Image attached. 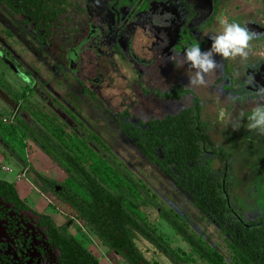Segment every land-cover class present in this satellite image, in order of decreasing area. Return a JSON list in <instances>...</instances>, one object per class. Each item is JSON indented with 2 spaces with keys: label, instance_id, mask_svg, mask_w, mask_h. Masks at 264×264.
Segmentation results:
<instances>
[{
  "label": "rangeland",
  "instance_id": "1",
  "mask_svg": "<svg viewBox=\"0 0 264 264\" xmlns=\"http://www.w3.org/2000/svg\"><path fill=\"white\" fill-rule=\"evenodd\" d=\"M91 1L97 5L92 22L106 25L110 57L97 58L91 53H83L77 74L67 66L65 54L87 34L89 19L85 12L72 7L62 15L52 29L51 44L44 50L32 30L0 3V43L2 49L5 48L4 56L0 54V80L17 99L14 102L6 93H0V139L8 146L5 150L0 145V177L14 179V175L2 169L3 166L12 168L20 179L14 181L18 194L33 210L49 213L59 222L69 220V211L52 193L43 192L36 178V173H41L59 184L77 189L46 142L42 132L47 133V130L33 116L36 111L67 133L100 137L109 147L108 153L133 178L142 181L149 194L154 196L158 205L140 207L143 218L185 264L207 263L161 218V207L178 214L190 232L230 262L231 251L223 233L164 171L144 155L121 128L114 113L130 109L142 119L161 118L189 106L191 96L176 101L159 97V94L176 83L193 90L201 101L207 133L232 154L235 204L241 207L243 217L263 216L264 135L250 131L240 114L247 113L254 104H264V93L257 95L258 88L264 87V0H195L193 7L189 0H138L118 14L108 8V0ZM77 4L81 5L80 1ZM207 7L209 14L204 17L199 8ZM161 8L164 13L158 16ZM156 16L165 26L134 27L133 38H148L147 42L133 40V51L141 54V62L145 65L140 66L130 56L127 25L132 22L153 24ZM186 16L188 21L184 23L181 18ZM221 16L245 25L254 36L245 57L223 58L213 53L217 67L202 73L201 83L196 80L198 69L190 67L183 53L193 43L199 45L202 53L210 50L209 33L220 31L217 18ZM171 21L178 25L171 26ZM206 21L208 23L203 25ZM150 42L153 46L149 53ZM6 98L10 103L4 100ZM201 162L211 173H217L218 163L214 157L206 153ZM70 230L100 263L128 264L107 252L87 227L72 225ZM135 245L150 264H171L140 236Z\"/></svg>",
  "mask_w": 264,
  "mask_h": 264
},
{
  "label": "trees",
  "instance_id": "2",
  "mask_svg": "<svg viewBox=\"0 0 264 264\" xmlns=\"http://www.w3.org/2000/svg\"><path fill=\"white\" fill-rule=\"evenodd\" d=\"M21 22L29 25L40 41H48L54 22L73 5L74 0H0ZM191 96V104L161 118L142 119L128 110L115 116L128 137L144 155L164 171L223 233L231 251L230 262L201 237L195 236L179 220L178 214L161 207L160 216L207 264H264V215L243 217L232 196V154L212 140L207 133L202 105L191 89L175 85L166 98L180 100ZM9 98H16L8 93ZM42 123L46 142L59 157V165L74 180L77 189L59 184L36 173L43 192L52 193L70 213L68 221L90 229L107 252L116 253L128 264L147 262L135 245L137 236L154 246L171 264H185L184 259L144 220L140 207L158 205L145 184L121 166L109 147L95 134L77 136L67 133L46 116L33 111ZM23 124V122H21ZM108 153V154H107ZM217 160V173L201 162L204 154ZM15 155V154H13ZM59 187V189H57ZM0 195L18 206L29 207L20 198L15 184L0 179ZM30 208V207H29ZM54 225L51 215L43 213ZM67 221V222H68ZM76 264H101L80 240L65 236Z\"/></svg>",
  "mask_w": 264,
  "mask_h": 264
},
{
  "label": "flooded vegetation",
  "instance_id": "3",
  "mask_svg": "<svg viewBox=\"0 0 264 264\" xmlns=\"http://www.w3.org/2000/svg\"><path fill=\"white\" fill-rule=\"evenodd\" d=\"M77 1H80L81 5L77 4ZM189 2L192 7L196 5L195 0H189ZM136 3H138V0H108L107 6L111 10V12L118 14V11L124 10L130 5H134ZM72 7H75L85 12L89 19V23H88V31L86 36L76 46L68 49V51L66 52L65 61L67 66H68V62L66 59L67 53L73 49L78 48L79 45L87 38H91L90 35L93 28L94 29L98 28L100 32V37H99L100 51H102L103 54L99 55L96 50L85 49L80 53L81 61H82V54L85 52L91 53L95 55L97 58L110 57V53L107 50V43H106L107 30L104 27L106 25L105 24L97 25L92 22L97 13V5H95L91 0H74L73 5L70 6L69 9ZM69 9H67V11ZM162 9L163 8L160 9L161 11L159 12L158 16H161L162 13H164ZM208 9H209L208 7L203 9L199 8V11L201 15L203 14L205 15L204 17H206L207 13L209 14V12H207L209 11ZM66 12H64L62 15H64ZM158 16H156L155 22L153 24L148 22L147 23L132 22L129 25H127L128 34L126 40L129 45L130 56L133 57L134 60L140 66H145V65L141 62V58H142L141 54L135 53V51H133V40L135 39L136 41L139 40V41L147 42L148 38H143L141 36H137V37L134 36L133 38L134 27L150 25L153 26L154 28L155 27L159 28V26H165L163 25L161 19L159 20ZM181 19L183 20L184 23L188 21L187 16ZM57 21H59V19ZM57 21H55L54 24ZM206 23H208V21L204 22L203 25H205ZM177 25H178L177 22L171 21V26H177ZM182 25L183 23H181V26ZM26 26L28 27V29L32 30L29 25ZM167 26H170V24H168ZM53 28L54 25L52 29ZM52 29H51V36L53 34ZM8 32L10 31L8 30ZM8 32L7 34H10ZM50 37L48 38L47 42L38 40L40 41V43H42L44 50L51 44ZM150 43L151 44L149 45L150 47L148 50L149 53L151 52V46H153V43L152 42ZM113 47L117 52L121 53V50L117 45H114ZM4 49H2L0 43V54H3V56L5 53ZM136 50L138 51V49ZM80 64L77 65V71L80 69ZM113 65L115 68L116 67L115 64ZM77 71L73 73L77 74L78 73ZM178 84L179 83L173 84L170 89H168L162 94H159V97L166 98L164 94L166 92H170L172 88ZM98 85L99 84H96V86ZM0 91L6 93L8 96L9 92L6 90L5 86L2 83L0 84ZM166 99L176 100L171 98H166ZM4 100L10 103V101L7 98ZM122 111L124 110H121V112ZM128 111H130V109ZM0 145L3 146L5 150H7L8 148L7 144L3 142L1 139H0ZM29 207L18 206L15 203L6 200L3 196L0 195V264H76L73 253L72 251H70V248L65 239V236L67 234H71L74 236V234L70 230V227L73 225L72 221L59 222L56 221L51 214L47 213L51 215L53 221L55 222L54 225H52L43 215V213L46 212H38L33 210L31 207L30 208ZM113 254L116 255L115 252Z\"/></svg>",
  "mask_w": 264,
  "mask_h": 264
},
{
  "label": "clouds",
  "instance_id": "4",
  "mask_svg": "<svg viewBox=\"0 0 264 264\" xmlns=\"http://www.w3.org/2000/svg\"><path fill=\"white\" fill-rule=\"evenodd\" d=\"M217 23L220 26V31L209 33L210 50L202 53L199 45L193 43L183 53L185 61L190 62V67L198 69L195 74L196 80L201 83L203 82L202 73H208L217 67L216 61L212 58L213 53L219 54L223 58L245 57L247 55L246 50L249 48V41L254 36V33L250 32L245 25L242 26L234 21L230 22L222 16L217 18ZM259 93H264V87L258 88L257 95ZM240 115L246 119L250 131L264 135V104H254L247 113ZM236 126L233 125V127Z\"/></svg>",
  "mask_w": 264,
  "mask_h": 264
},
{
  "label": "water",
  "instance_id": "5",
  "mask_svg": "<svg viewBox=\"0 0 264 264\" xmlns=\"http://www.w3.org/2000/svg\"><path fill=\"white\" fill-rule=\"evenodd\" d=\"M91 38H87L85 41H83L78 48L71 50L70 52L67 53L66 59L68 62V66L71 69L72 72L77 71V65L80 64L81 59H80V53L85 50V49H92L96 50L99 55H102L103 52L100 51V32L98 28L92 29L91 32ZM59 189V187H57ZM137 264H144V263H137Z\"/></svg>",
  "mask_w": 264,
  "mask_h": 264
},
{
  "label": "crops",
  "instance_id": "6",
  "mask_svg": "<svg viewBox=\"0 0 264 264\" xmlns=\"http://www.w3.org/2000/svg\"><path fill=\"white\" fill-rule=\"evenodd\" d=\"M1 63L3 64V61L1 60ZM2 67H3V65H2ZM2 69V68H1ZM0 78H1V76H0ZM0 82H1V80H0ZM1 84V83H0ZM2 91H0V93H1ZM5 167H8V166H5ZM11 171H5V170H3V172H9L10 174H12V175H14V179H12V180H8V179H5V178H3V177H0V179H5V180H8V181H11V182H13L14 183V181L16 180V181H18V180H20L19 178H17V175H16V173L15 172H13V170H12V168H10V167H8ZM18 179V180H17ZM15 184V183H14ZM16 187V186H15ZM102 263V262H101ZM103 264V263H102Z\"/></svg>",
  "mask_w": 264,
  "mask_h": 264
},
{
  "label": "built area",
  "instance_id": "7",
  "mask_svg": "<svg viewBox=\"0 0 264 264\" xmlns=\"http://www.w3.org/2000/svg\"><path fill=\"white\" fill-rule=\"evenodd\" d=\"M2 169L5 171H11L8 167H5V166H3ZM17 178H19V176H17Z\"/></svg>",
  "mask_w": 264,
  "mask_h": 264
}]
</instances>
